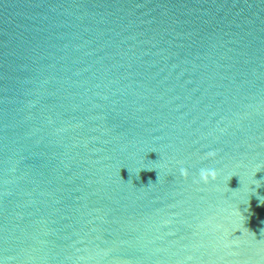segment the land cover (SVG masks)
Returning a JSON list of instances; mask_svg holds the SVG:
<instances>
[{
    "label": "water",
    "instance_id": "obj_1",
    "mask_svg": "<svg viewBox=\"0 0 264 264\" xmlns=\"http://www.w3.org/2000/svg\"><path fill=\"white\" fill-rule=\"evenodd\" d=\"M0 261L264 264V0H0Z\"/></svg>",
    "mask_w": 264,
    "mask_h": 264
},
{
    "label": "clouds",
    "instance_id": "obj_2",
    "mask_svg": "<svg viewBox=\"0 0 264 264\" xmlns=\"http://www.w3.org/2000/svg\"><path fill=\"white\" fill-rule=\"evenodd\" d=\"M213 175H215V174L213 173ZM201 178L203 179L204 176L202 175ZM231 178H232V177H231ZM231 178H230V179H231ZM230 179H229V180H230ZM0 264H4V262H3V261H0Z\"/></svg>",
    "mask_w": 264,
    "mask_h": 264
}]
</instances>
